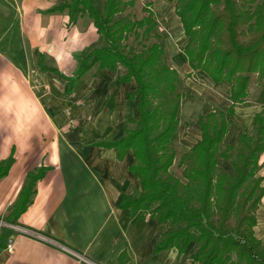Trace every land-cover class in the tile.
I'll return each instance as SVG.
<instances>
[{
  "label": "crops",
  "instance_id": "0c3cea01",
  "mask_svg": "<svg viewBox=\"0 0 264 264\" xmlns=\"http://www.w3.org/2000/svg\"><path fill=\"white\" fill-rule=\"evenodd\" d=\"M64 1L0 0V16L4 19L0 21L3 25L0 28V160L11 154L15 158L8 174L0 179V218L35 232L31 235L9 225L0 226V241L5 244L0 250V264H86L64 246L99 264H204L192 259L193 242L181 253L176 246L155 251L171 224L160 222L146 211L132 215L129 208L120 205L123 195L134 196L141 189L139 178L129 169L135 159L133 153L119 158L116 147L97 144L124 133L125 121L131 114L130 101L134 100L128 94L136 88L135 80L123 81L106 94L108 83L101 79L88 92L90 88L82 81L87 71L78 80L82 81L78 89L85 100L94 99L91 114L79 113L85 120L77 127L70 126L71 114L65 111L70 103L64 101L67 94L63 93L68 90V80L43 69L41 61L43 57H56L57 66H48L66 74L61 67L69 65L66 56L88 50L87 46H93L99 33L87 14V18L79 15L73 20L67 9L48 11ZM178 20L177 27L182 33L179 17ZM186 42L180 49H174L173 45L169 55L170 63L180 74L192 71L183 53ZM203 72L201 79L207 85L202 90L208 99H201L191 91L189 101L187 96L182 99L181 117L189 110L197 121L206 103L207 111L227 110L232 103L233 84L214 81ZM104 76L109 78L112 73L105 72ZM257 76L255 72L251 76L238 75L242 101L229 114L231 124L224 138L226 144H232L244 130V111H253L254 122L255 113L264 107V78L257 80ZM35 82H39L42 90ZM120 85H125V89ZM234 127L236 132L231 135ZM41 166L46 170L36 183L32 202L16 222H9L6 217L9 208L25 184L28 172ZM258 170L264 177V152ZM263 203L264 197L258 209ZM9 239L14 241L13 252L7 249ZM260 239L264 244V226Z\"/></svg>",
  "mask_w": 264,
  "mask_h": 264
},
{
  "label": "trees",
  "instance_id": "16d2710c",
  "mask_svg": "<svg viewBox=\"0 0 264 264\" xmlns=\"http://www.w3.org/2000/svg\"><path fill=\"white\" fill-rule=\"evenodd\" d=\"M174 1V0H169ZM133 0H65L48 11L68 10L70 18L87 14L101 36V45L81 51L72 75L45 65L68 80L74 90L78 80L95 64L98 70L127 71L121 82H136L129 98L136 100L137 117L127 121L124 133L97 144L116 147L117 156L134 155L130 171L139 178L141 189L134 196L123 195L121 207L132 215L146 211L160 222L170 223L157 242L155 251L176 246L184 252L189 243L195 249L191 257L204 264H264V244L255 234L256 210L264 197V177L257 173L264 152V107L254 115L253 133L242 131L232 144L224 143L231 119L229 114L242 101L240 73H257L264 78V0H176L188 40L184 57L192 69L205 71L214 81L233 84L232 103L227 110L210 109L200 114V138L179 159L185 180L171 172L176 159L172 143L179 130L181 103L185 93L177 91L178 70L164 61L165 44L159 41L130 54L123 39L137 28L151 33L158 26L151 10L142 19L116 15ZM230 161L231 172L218 167L219 158ZM15 161L11 154L0 160V179ZM46 168L29 171L25 184L9 208V222L32 202L37 181ZM5 247L2 239L0 250Z\"/></svg>",
  "mask_w": 264,
  "mask_h": 264
},
{
  "label": "rangeland",
  "instance_id": "374dc122",
  "mask_svg": "<svg viewBox=\"0 0 264 264\" xmlns=\"http://www.w3.org/2000/svg\"><path fill=\"white\" fill-rule=\"evenodd\" d=\"M103 1L104 0H97V2L100 5L103 4ZM149 10L155 13L156 19L158 21V26L151 33H147L143 28H137L136 30L128 33L125 39H123V45H124L125 51L130 54L141 51L145 46L151 44L152 42L159 41L160 39L158 38L157 34H160L162 36V39L160 41H163L165 44L164 61H166L168 64L172 66V64L169 61V55H171V50H173L174 46H175L174 49H177V48L180 49V45H182L188 39L187 36L185 38L183 37V35L185 36V33L184 32L181 33L178 28L180 22L179 20L177 21L178 15L176 14V0L174 1L133 0L132 4H129L126 7H124V9L116 15V19L121 18V17H128V18H131L132 20H139V19H142L145 15H147ZM83 16L87 18L86 14ZM0 21L1 22L4 21L2 16H0ZM2 27L3 25L0 23V28ZM10 35L11 36L9 37H13V34H10ZM102 43L104 44L99 34L98 39L97 41L93 43V46L101 45ZM93 46L92 45L87 46V49ZM80 52H81L80 50H77L76 52H73L71 55L66 56L67 60H69V65L68 66L64 64H63L64 66L61 65L64 71H66V74L71 75L72 73H74V70L76 68V63L78 64L77 60H78V56ZM50 57L51 58H46V59H44L43 57L42 61H44V63H46L47 66L48 65L57 66V62L55 61L56 57L55 58L53 56H50ZM126 71L127 69L123 65H119L118 71H114L115 73L110 72V71L107 72V70L99 71L97 68V65H95L94 67H92L90 71H88V73L85 74V76L82 77V81L86 83L87 85L86 87L90 88L87 90L88 92H90L94 90L95 83L96 82L99 83V80L102 79L108 83V84H105L106 89H107L106 94H108L109 89L112 91L114 87L117 86V84L119 85L122 83L120 82L119 76L124 74ZM200 71L202 70L192 69L191 72L190 71L188 72L187 70V71H183L182 74L179 73L181 78L177 85V91L180 93H185L188 98V101H189V98L193 94L201 99L203 98L208 99L207 93L204 94V91L202 90V87L205 84L207 85V83L201 79V75L204 72L203 71L200 72ZM105 72L112 73V76L109 78L104 76ZM247 75L251 76V74H247ZM204 76L206 75L204 74ZM258 79H261V78L258 77L257 80ZM82 81L77 83L74 90H67V91L64 90L63 92L64 94H67L66 97L64 96L66 98L64 101L67 100L70 103L68 107H65V111L68 115L71 114V119L69 121V124L70 126H73V127L74 126L77 127L78 125H80L79 122H82L83 120H85V118H83L81 114L79 113H84L85 115L91 114V108H92L91 101L94 100V99H90L87 101L83 97H81V89L79 90L78 88L81 87L80 84L82 83ZM35 84L37 85L38 89L42 90L41 85H39V82H35ZM120 87L122 89L123 88L125 89L126 86L120 85ZM198 90L200 91L198 92ZM191 91H194V93L191 94ZM103 95L105 94L103 93ZM207 105H208L207 103L205 104V106L202 105L204 106V110L202 113H205L208 110ZM183 110H185V108H183ZM247 111L248 112L246 111L243 112V129H244L243 131H247L248 133L251 134L253 133V129H254V122L252 120L253 111H251V109ZM130 113H131L130 116H133V117H137L138 115L136 100L130 101ZM188 113L186 112V116L181 117L182 120L180 121V124H179V130L172 143V146L176 151V159H175L173 166L171 167V172L174 173L176 176H179L183 180L185 179L182 175L183 167L180 166L179 164L180 156L183 152L189 150L193 146L195 141L201 136L200 135L201 131L199 129L200 127L198 124V120L196 121L195 118H194L195 120L193 119L192 115H190L191 111L189 112L188 110ZM125 123L128 124V126L130 127L135 126L134 123L128 122L127 119ZM231 132H232L231 135H234V133L236 132L235 127L233 128ZM230 136L228 140L231 138ZM218 167L224 168L229 172L233 170L230 161L222 157L219 158ZM257 173H260L259 170L257 171ZM259 206H261V203ZM256 216H257V221H258V227L255 228L256 230L255 234L258 235V238H261V230H262V227L264 226V203L262 204L261 209L256 210Z\"/></svg>",
  "mask_w": 264,
  "mask_h": 264
},
{
  "label": "built area",
  "instance_id": "2783aa9c",
  "mask_svg": "<svg viewBox=\"0 0 264 264\" xmlns=\"http://www.w3.org/2000/svg\"><path fill=\"white\" fill-rule=\"evenodd\" d=\"M4 225L12 226L13 228H15V229H17L23 233H26V234H31V235L35 234V232L32 231L31 229H28V228L23 227V226L15 225L12 223H7L3 220V218H0V226H4ZM13 242H14L13 239H9L8 243H7V249L10 252H13V250H14V243ZM64 249L66 251H68L69 253H71L72 255H74L75 257H77L80 261L85 262L86 264H99V263L95 262L94 260H92L91 258L87 257L86 255H84V254H82V253H80V252H78L72 248L64 246Z\"/></svg>",
  "mask_w": 264,
  "mask_h": 264
},
{
  "label": "bare ground",
  "instance_id": "6f19581e",
  "mask_svg": "<svg viewBox=\"0 0 264 264\" xmlns=\"http://www.w3.org/2000/svg\"><path fill=\"white\" fill-rule=\"evenodd\" d=\"M187 111L185 110V113H186Z\"/></svg>",
  "mask_w": 264,
  "mask_h": 264
}]
</instances>
